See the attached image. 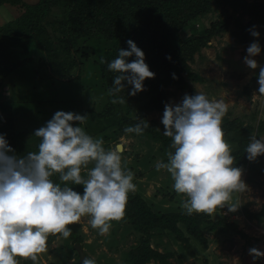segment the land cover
I'll list each match as a JSON object with an SVG mask.
<instances>
[{"label":"rangeland","instance_id":"374dc122","mask_svg":"<svg viewBox=\"0 0 264 264\" xmlns=\"http://www.w3.org/2000/svg\"><path fill=\"white\" fill-rule=\"evenodd\" d=\"M24 1L35 3L38 0ZM257 1L264 4V0ZM6 6L0 7V26L17 17L21 11L20 8ZM230 11L233 20L229 30L213 37L208 47L202 49L195 55V59L189 62L192 71L203 79L196 80L184 74L186 84L169 86L170 94L166 103L179 104L185 94L195 95L197 91L203 92L209 100H222L228 107L222 123L225 118L243 123L242 130L231 131L224 137L233 151L238 147L237 141L240 138L247 140L253 133L257 138L264 137V132H260L258 128L259 122L264 121V95L258 93V74L260 67H264V52L261 51L252 57L258 62L256 69L249 68L244 61L249 45L254 41L262 45L264 41L261 39V26L253 22L249 13L233 7H230ZM60 15V9L53 7L44 22L54 20V17ZM215 16L216 13L207 15L203 21L200 20V26H208ZM246 26L248 32L255 26L260 36L245 34L243 29ZM189 34V30H183V37H188ZM239 34L244 41L240 40ZM80 46V66L73 68L74 75L78 77H66L63 82L50 77L47 53L36 42L24 41L8 45L12 69L0 89V104L4 103L3 115L0 116L3 118L7 113L14 115V130L23 133L20 137L23 152L37 151L40 138L33 134L36 129L45 126L55 112L62 110L83 115L84 111L92 109L93 113H100L109 102L98 78L100 58L107 54L108 45L85 40ZM83 53L88 54L89 58L83 56ZM62 55L65 54L60 53L58 62L63 60ZM149 99L150 96L132 101L129 114L137 120H147L149 124L164 129L161 122L164 109L147 110L144 105ZM68 101L72 104H68ZM122 108L126 113V103ZM2 118L0 117V126ZM127 126L131 125H112L107 118H94L93 121L87 120L82 125L89 135L103 138L106 150L114 149L117 144L123 145L122 166H126L134 174L133 183L137 185L135 193L141 194L155 212H184L181 201L187 197L176 193L173 188L174 181L167 170L157 171L155 167L158 161L167 162L168 152L149 135L125 133ZM261 162L251 175L252 179L247 178V174L243 177L248 190L232 194L233 202L238 200L240 203L238 210L229 212L225 207L223 210L217 209V214L211 215L212 220L225 219L228 222H236L248 238L233 230L226 233L211 231L208 225L204 224V234L208 239V247H205L190 236L182 224V229L190 237L192 252L185 250L175 234L168 231H154L151 242L154 250L173 252L169 257L173 264H264V256L254 258L249 253L253 247L264 252V221L248 220L245 214V209L258 212L264 207V155ZM91 167L92 165H89V168ZM86 172L87 169H83L81 174ZM58 183L62 185L59 177ZM89 219L87 216L82 217L74 227L75 234L84 235L80 243L87 257L99 264H127V252L138 244L139 234L130 228L126 220H120L112 221L109 233L101 236L98 229L91 227ZM50 237L52 239L48 241L47 251L39 254L41 263L59 261L62 253H70L71 247L69 249L66 245L63 250L58 251L65 244L66 238L58 234L50 235L48 240ZM77 259L76 253L72 252L71 257L67 256L63 261L71 264ZM18 264H23V260L19 259ZM152 264L160 263L152 261Z\"/></svg>","mask_w":264,"mask_h":264},{"label":"clouds","instance_id":"9594fccd","mask_svg":"<svg viewBox=\"0 0 264 264\" xmlns=\"http://www.w3.org/2000/svg\"><path fill=\"white\" fill-rule=\"evenodd\" d=\"M251 35L260 33L250 29ZM128 49L120 48L118 55L107 68L114 73L108 95L113 104H125L120 96L126 85H132L129 95L144 91V81L155 78L145 62V52L133 40L127 41ZM261 52L258 41L252 42L244 57L251 69L258 67L252 57ZM135 57L129 62V57ZM171 59V57H168ZM100 63H106L104 57ZM173 78H176L173 74ZM258 93L264 95V67L258 74ZM228 111L222 100H209L203 92L185 94L179 104L166 103L162 117L163 134L170 137L167 162L158 161L156 170H167L174 181L177 194L187 197L181 201L186 215L217 214V209L238 210L239 201L233 202V193L248 190L242 179V169L234 167L235 157L225 140L222 120ZM87 115L57 111L53 117L35 130L40 138L37 151L24 156L14 154L4 134H0V264H18L17 257L38 260L47 251L48 237L71 235L69 225L90 217L89 224L101 236L109 233L112 221L125 216L129 193H135L134 174L122 166L123 148L117 144L106 150L103 138H94L81 125ZM74 122H79L76 126ZM149 127L147 120L127 126L125 133L142 135ZM245 149L247 158L255 161L264 155V137L253 133ZM89 165H92L89 168ZM87 169L86 178L82 170ZM59 174L63 182L55 183L51 177ZM70 182V183H69ZM71 185H83V193ZM249 253L264 256L257 248ZM83 264H95L84 259Z\"/></svg>","mask_w":264,"mask_h":264},{"label":"trees","instance_id":"16d2710c","mask_svg":"<svg viewBox=\"0 0 264 264\" xmlns=\"http://www.w3.org/2000/svg\"><path fill=\"white\" fill-rule=\"evenodd\" d=\"M4 5L20 8L21 11L17 17L0 26V89L12 69L8 45L24 41L36 42L47 53L50 77L65 82L66 77L77 79L78 76L73 72L77 66H80V45L85 40H90L93 43L103 42L108 45L107 54L104 56L106 63L99 62L98 65V78L108 95V89L112 87L115 74L108 70L107 62L116 58L120 48L128 49L129 39L136 42L137 46L145 52V62L156 74L155 78L146 79L144 81L145 90L138 92L135 96L128 94L133 86L127 85L126 81L123 82L126 87L119 95L124 97L128 106L126 113L121 104L111 102L112 97L109 95V102L102 112L93 113V110L89 109L83 113L88 116V121H93L94 118H107L112 125L119 126L124 124L132 126L139 122L129 114L132 101L150 96L144 107L149 111H160L164 109L170 94L169 86L186 84L184 74L196 80L203 79L192 71L189 62L193 61L195 55L202 49L208 47L213 37L229 30L233 20L230 7L236 10L244 9L249 13L253 22L261 26V39L264 41V4L257 0L253 2L248 0H38L35 3H27L24 0H0V7ZM53 7H58L61 15L54 17V20L44 22ZM212 13H216L215 19L210 21L208 26H200V20L203 21L207 15ZM185 29L190 31L188 37H183ZM243 30L245 34L250 33L251 35V32H248V26ZM240 37L242 41L243 38L241 35ZM260 47L264 52V44ZM60 53L65 55H62L63 60L58 62ZM83 56L89 58L86 53H83ZM169 56L171 59L168 58ZM134 59V56L128 58L129 62ZM173 74L176 78H173ZM63 101L66 102V100ZM68 104L72 103L68 101ZM3 107L4 103H1L0 115H3ZM14 118L12 113L3 116L0 134L5 135L15 155L24 156L27 153L23 152L20 140L23 133L14 130ZM223 122L222 128L225 136L231 131L242 130V122L226 118ZM74 123L79 126V122ZM258 128L260 132H264V121L259 122ZM163 131L164 129L149 124L143 134L158 141L166 152L174 151L170 147L171 138L166 137ZM237 142L238 147L232 151L235 157L233 166L242 169V179L245 174L247 178L252 179L251 175L254 174L263 155L249 162L245 151L249 139L240 138ZM248 162L249 166H247ZM260 172L261 170L259 174ZM58 177L59 174H55L51 179L58 183ZM70 186L81 194L83 193V185L70 184ZM245 214L248 220L264 221V207L258 212L245 209ZM122 220H126L130 228L139 234L138 244L132 246L127 252V264H152V261L160 264H173L169 261L173 252L163 253L152 247L154 231L174 233L185 250L192 252L190 237L182 229V224L189 235L205 247H208V239L204 234V224H207L211 231L219 230L226 233L233 230L248 238L236 222H228L225 219L212 220L211 216L204 213L186 215L185 212H155L139 193L129 195L125 216ZM68 227L71 229V235L66 238L65 244L58 251L67 246L71 247L69 248L70 253H62L59 261L51 260L49 264H66L63 259H67V256L71 257L72 252L76 253L78 259L71 264H83L75 243L82 242L84 235L75 234V224ZM51 239L52 237L48 241ZM16 259H22L23 264H34L30 259L25 260L20 257ZM35 264L45 263H41L38 259ZM95 264L99 263L95 261Z\"/></svg>","mask_w":264,"mask_h":264},{"label":"water","instance_id":"95a60500","mask_svg":"<svg viewBox=\"0 0 264 264\" xmlns=\"http://www.w3.org/2000/svg\"><path fill=\"white\" fill-rule=\"evenodd\" d=\"M121 145V144H120ZM123 147V146H122ZM76 249H77V251H78V254H79V256H80V261H84V259H88V257H87V254L85 253V251H84V249H83V247H82V245H81V243L80 242H77L76 244Z\"/></svg>","mask_w":264,"mask_h":264},{"label":"bare ground","instance_id":"6f19581e","mask_svg":"<svg viewBox=\"0 0 264 264\" xmlns=\"http://www.w3.org/2000/svg\"><path fill=\"white\" fill-rule=\"evenodd\" d=\"M121 146H123V145H121ZM123 148V147H122Z\"/></svg>","mask_w":264,"mask_h":264}]
</instances>
